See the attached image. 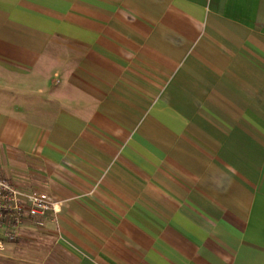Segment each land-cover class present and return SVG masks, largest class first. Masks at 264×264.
I'll use <instances>...</instances> for the list:
<instances>
[{
  "label": "crops",
  "instance_id": "obj_1",
  "mask_svg": "<svg viewBox=\"0 0 264 264\" xmlns=\"http://www.w3.org/2000/svg\"><path fill=\"white\" fill-rule=\"evenodd\" d=\"M0 175L59 204L3 264H264V0H0Z\"/></svg>",
  "mask_w": 264,
  "mask_h": 264
},
{
  "label": "built area",
  "instance_id": "obj_2",
  "mask_svg": "<svg viewBox=\"0 0 264 264\" xmlns=\"http://www.w3.org/2000/svg\"><path fill=\"white\" fill-rule=\"evenodd\" d=\"M59 204L42 191L22 192L0 175V249L2 243L15 241L26 222L42 225L48 213L56 214Z\"/></svg>",
  "mask_w": 264,
  "mask_h": 264
},
{
  "label": "rangeland",
  "instance_id": "obj_3",
  "mask_svg": "<svg viewBox=\"0 0 264 264\" xmlns=\"http://www.w3.org/2000/svg\"><path fill=\"white\" fill-rule=\"evenodd\" d=\"M23 74L19 68L0 60V107L4 102L18 100L20 88L26 80L28 85L35 83L34 78L24 77ZM0 264H3L1 257Z\"/></svg>",
  "mask_w": 264,
  "mask_h": 264
}]
</instances>
